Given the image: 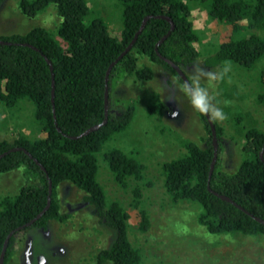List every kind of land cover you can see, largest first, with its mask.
<instances>
[{
    "label": "trees",
    "instance_id": "1",
    "mask_svg": "<svg viewBox=\"0 0 264 264\" xmlns=\"http://www.w3.org/2000/svg\"><path fill=\"white\" fill-rule=\"evenodd\" d=\"M4 1L0 0V5ZM119 2L122 15L119 36L110 31L101 16L94 15L87 0H20L21 13L30 18L53 5L60 18L55 35L45 28L33 27L24 34L0 36V40L9 42L0 44V105L13 109L24 100L30 102L36 129L41 133L39 137L19 133L11 142L0 141V154L21 147L31 155L29 157L23 151L7 153L0 159V174L23 167L27 180H35L34 184L23 186L16 195L0 200V254L7 235L35 218L46 206L49 181V208L21 231L46 230L51 220L65 219L56 194L60 184L70 182L84 193V200L92 206L94 214L113 232L111 245L97 253L96 264H150L129 239L128 212L118 200L108 199L98 179L101 161L118 186L127 188L134 183L131 185V205L134 208L140 205V184L150 185L145 182L144 164L132 153L119 148L103 151L111 137L128 127L135 108L128 105L116 116L108 109L105 125L85 136L73 137L103 121L106 70L132 41L146 16L151 18L134 45L110 71L108 97L116 73L136 80L153 78L150 67L138 64L139 57L161 64L178 76L156 53L157 42L170 30V23L156 16L169 17L174 24L169 36L157 46V51L182 70L198 59L195 44L199 37L190 19L192 8L186 0ZM200 2L211 19L229 28L227 38L205 58L206 66L230 61L250 69L264 57V38L258 34V31H264V0ZM45 57L53 67L54 112L51 71ZM167 111L169 108L159 101L151 102L147 107L149 115H162ZM202 119L208 133L205 146L184 140L185 153L161 164L166 194L172 203L187 201L196 205L197 223L211 235H264V224L250 216L264 219V153L263 160L260 158L264 130L246 128L241 148L244 156L237 169L228 172L220 168L217 156L210 175L212 136L204 115ZM214 127L218 141L221 128L216 124ZM213 192L227 196L250 215ZM139 218L138 229L147 230L149 220L144 210H140ZM13 245L14 235L8 241L3 264L7 263Z\"/></svg>",
    "mask_w": 264,
    "mask_h": 264
},
{
    "label": "rangeland",
    "instance_id": "2",
    "mask_svg": "<svg viewBox=\"0 0 264 264\" xmlns=\"http://www.w3.org/2000/svg\"><path fill=\"white\" fill-rule=\"evenodd\" d=\"M20 0H5L0 5V36L24 34L33 27H42L55 35L60 18L53 5L35 17H27L19 9ZM191 6V21L199 37L195 44L203 65L205 58L214 53L220 42L229 35L224 23L211 19L200 0H186ZM94 15L101 16L110 31L119 36L122 15L119 0H87ZM264 38V31H258ZM140 66L153 72L151 80H136L132 76L116 73L110 83L108 109L116 116L128 105L135 108L128 127L111 137L103 151L119 148L132 153L145 166V182L140 184V205H131L130 187L118 186L105 164L100 161L98 179L109 200H118L128 212V234L150 264H264V235L246 236L224 234L214 236L197 223L198 208L193 203H172L166 194L161 164L185 153L182 141L187 140L204 147L208 133L202 115L194 111L182 93L175 92V100L165 99L169 94L164 85L171 78H180L161 64L139 57ZM219 64L211 69H218ZM232 71L216 92L217 99L228 115L224 122H213L221 128L218 143L220 168L228 172L237 169L244 154L246 128L264 130V57L252 68L246 69L231 62ZM191 66L183 72L189 76ZM181 80V79H180ZM159 101L169 108L162 115L147 113L151 102ZM223 101H230L225 106ZM173 112L179 114L172 116ZM33 116V105L24 100L13 109L0 105V141H13L19 133L39 137ZM24 168L0 174V200L16 195L26 184ZM56 198L63 221L51 220L45 232L32 228L14 235L12 253L6 264H96V255L108 248L113 232L94 214L92 206L84 200V193L70 182L57 188ZM148 215L149 227L140 231L139 212ZM25 257H29L24 261ZM36 258V262H35Z\"/></svg>",
    "mask_w": 264,
    "mask_h": 264
},
{
    "label": "clouds",
    "instance_id": "3",
    "mask_svg": "<svg viewBox=\"0 0 264 264\" xmlns=\"http://www.w3.org/2000/svg\"><path fill=\"white\" fill-rule=\"evenodd\" d=\"M232 71L230 61L222 62L218 69H211L200 62L192 64L189 76L180 80V78H171L170 85H164L167 94L165 99L175 100V92L182 93L187 98L192 109L202 115L208 116L213 122H224L228 119L227 113L220 107L217 99L218 93L215 91L217 86L229 77ZM227 106L230 101H223ZM179 113L173 112L175 117Z\"/></svg>",
    "mask_w": 264,
    "mask_h": 264
},
{
    "label": "water",
    "instance_id": "4",
    "mask_svg": "<svg viewBox=\"0 0 264 264\" xmlns=\"http://www.w3.org/2000/svg\"><path fill=\"white\" fill-rule=\"evenodd\" d=\"M156 17L157 18L165 19V20H167L170 23V30L156 44V47H155L156 53L159 56V58H161L163 61H165L166 63H168L176 71V73L178 74V76L180 77V79L183 80L184 78H187L186 75H185V73L183 72V70L179 66H177L174 62H172L171 60H169V59L161 56L158 53V51H157V46L160 45L169 36V34L171 33V31L174 28V24H173L172 20L169 17L163 16V15L162 16H156ZM150 18H151V16H146L143 19V21H142L139 29L137 30V32L134 35L132 41L123 50V52L108 66V68L106 70V73H105V89H104V119H103V121L100 124H97V125H94V126L88 128L87 130H85L84 132H82L80 135L75 136L73 138H79V137L85 136V135H87V134H89V133H91L93 131H96L97 129H99L100 127H102L103 125L106 124V122L108 120V80H109L110 71L113 68V66L132 48V46L134 45L135 41L137 40L138 35L143 31V29H144L147 21ZM0 44H9V42H5V41L0 40ZM26 45L32 47L29 44H26ZM45 59H46L48 65H49V69L51 71V78H52V82H51V86H52V89H51V102H52V108H53V112H54V87H55V83H54V79H53L54 78V75L52 73L53 67H52L51 61L48 60L46 57H45ZM204 116H205V118H206V120H207V122L209 124L210 130H211V136H212L213 158H212V161H211V164H210V175H211V173H212V171L214 169V165L216 163L217 155H218V143H217L216 131H215V127H214L213 122L208 118V116H206V115H204ZM14 151H23L29 157H31V155L24 148H21V147H13V148L9 149L7 152H4V153L0 154V159L2 157H4L7 153L14 152ZM263 153H264V145H263V148H262V150L260 152V158H261V160H263ZM35 162H37V161L35 160ZM40 167H41L42 170H44V168L41 165H40ZM209 190L211 191V189H209ZM213 193L216 196H218L220 199L234 204L239 209L243 210L246 214L250 215L243 208H241L240 206L236 205L227 196L220 195V194L215 193V192H213ZM50 195H51V183L49 181V185H48V197H47V204H46V206L43 208V210L39 214H37V216L35 218H33L32 220H30L24 226H20V227L16 228L15 230H12L7 235L6 239L4 240L3 247H2V251H1V254H0V264H3V262H4V256H5V252H6V248H7L9 239L13 235H15L17 232L21 231L23 228L29 227L30 225H32L35 221H37L46 212V210L49 208L50 203H51ZM250 216L253 217L259 223L264 224V219H261L259 217H255L253 215H250Z\"/></svg>",
    "mask_w": 264,
    "mask_h": 264
},
{
    "label": "flooded vegetation",
    "instance_id": "5",
    "mask_svg": "<svg viewBox=\"0 0 264 264\" xmlns=\"http://www.w3.org/2000/svg\"><path fill=\"white\" fill-rule=\"evenodd\" d=\"M38 230L42 231V232H45L47 229H48V226H47V229L46 230H43L41 228H37ZM29 257H25L23 260L26 261V259H28ZM35 262H36V258H35Z\"/></svg>",
    "mask_w": 264,
    "mask_h": 264
}]
</instances>
